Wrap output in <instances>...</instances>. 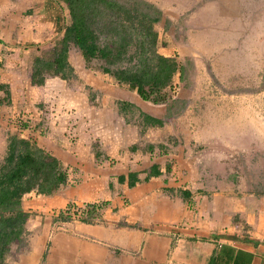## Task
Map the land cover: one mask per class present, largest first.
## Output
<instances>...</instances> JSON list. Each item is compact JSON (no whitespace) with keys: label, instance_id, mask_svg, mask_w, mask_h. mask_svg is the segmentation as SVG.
<instances>
[{"label":"crops","instance_id":"obj_1","mask_svg":"<svg viewBox=\"0 0 264 264\" xmlns=\"http://www.w3.org/2000/svg\"><path fill=\"white\" fill-rule=\"evenodd\" d=\"M55 1L0 0V139L30 138L66 170L53 191L22 195L28 215L3 264H264V191L225 167L264 148V0H149L161 11L155 50L182 67L162 88L178 108L72 61L70 49L72 75L30 83L33 59L68 22ZM52 93L63 102H46ZM33 101L54 114L46 132L4 124ZM63 110L69 122H56ZM70 203H96V216L61 219Z\"/></svg>","mask_w":264,"mask_h":264},{"label":"trees","instance_id":"obj_2","mask_svg":"<svg viewBox=\"0 0 264 264\" xmlns=\"http://www.w3.org/2000/svg\"><path fill=\"white\" fill-rule=\"evenodd\" d=\"M63 2L69 21L52 54L33 59L29 73L32 83H42L47 75L70 76L72 66L67 51L73 46L86 65L98 60L97 66L102 71L117 82L135 88L142 98L152 102L167 98L162 88L171 85L172 75L179 70V65L172 56L159 54L155 50L157 31L153 25L160 18L161 11L153 2ZM65 179V168L52 154L26 138L15 134L7 136L0 158V264H3L11 244L19 240L28 215L20 204L22 195L32 189L49 193ZM97 206L96 203L83 204L80 207L81 219L93 220ZM60 217L66 219L69 216Z\"/></svg>","mask_w":264,"mask_h":264},{"label":"rangeland","instance_id":"obj_3","mask_svg":"<svg viewBox=\"0 0 264 264\" xmlns=\"http://www.w3.org/2000/svg\"><path fill=\"white\" fill-rule=\"evenodd\" d=\"M55 2L57 3V1ZM61 3L64 4L62 1ZM64 21L65 20H63V22ZM44 45L48 47L46 44ZM42 48H44L45 51L47 50L44 46ZM71 50L72 51H71L70 59L75 62L77 58L79 59V52L74 48H71ZM88 65L91 67L100 68L97 66L98 60L96 59L88 63ZM22 66L26 68L27 70L29 69L28 65L25 64V62H22ZM20 70H22V68H20ZM23 70L21 73L24 76L26 74V71L25 70L23 71ZM259 85H261V82L257 86ZM35 106L36 105H33L32 107H35ZM179 106H181V101H179L178 99L174 100L172 108H178ZM24 107L25 106L23 105L22 108ZM24 109L26 110L27 108L25 107ZM3 139L5 141L6 138H3V136H1L0 145H2ZM6 142H7V139H6ZM6 142L4 143L6 144ZM225 167H226V171L231 176L237 175L236 181L242 187H246L253 191H264V148H261L260 145H257L254 143V147L253 149L250 150V152L248 150H241L237 153H232L229 160L226 161Z\"/></svg>","mask_w":264,"mask_h":264},{"label":"flooded vegetation","instance_id":"obj_4","mask_svg":"<svg viewBox=\"0 0 264 264\" xmlns=\"http://www.w3.org/2000/svg\"><path fill=\"white\" fill-rule=\"evenodd\" d=\"M57 2L59 1V0H56ZM60 1H62L63 2V0H60ZM64 3V2H63ZM65 4V3H64ZM65 6H66V4H65ZM66 9H67V7H66ZM67 14H68V12H67ZM68 21H69V16H68ZM157 22V21H156ZM155 22V23H156ZM68 22H66V23H64L65 25L67 24ZM176 24H177V22H176ZM65 25H63V28H64V26ZM153 27H154V29H155V25H153ZM156 30V29H155ZM62 31H63V29H62ZM62 34V33H61ZM61 36V35H60ZM59 42H60V37H59V39H58V41H56L55 43H54V45H56V46H54V49L55 48H57V46L59 45ZM71 48H74V49H76L75 47H73V46H70L69 48H68V50L70 49V53H71ZM54 49H52V51H51V53H49V54H47V55H45V57H48V56H50L51 54H52V52H53V50ZM77 50V49H76ZM78 51V50H77ZM79 52V51H78ZM67 56H68V51H67ZM78 56V55H77ZM79 56H80V53H79ZM83 59V58H82ZM86 65V64H85ZM179 65V64H178ZM86 66H89V65H86ZM181 66L179 65V68H180ZM181 69V71H182V67L180 68ZM180 71V70H179ZM182 73H180V79H181V77H183L182 75H181ZM72 75V74H71ZM48 76H55V75H47V77ZM56 76H58V75H56ZM60 77V76H59ZM68 77V76H67ZM66 77V78H67ZM46 78V77H45ZM61 78H65V77H61ZM55 97H58V100L60 101V102H62L63 100H61V99H59L60 97L59 96H55ZM165 97H169V96H165ZM171 97V96H170ZM170 97L169 98H166L165 100L168 102V104H170L171 103V105L173 106V103H174V98H171L170 99ZM52 98H54V97H52V96H50L49 97V100L48 101H46V102H49V101H51V99ZM144 99V98H143ZM146 100H148V99H146ZM177 100V99H176ZM179 100V99H178ZM150 101V100H149ZM164 101V100H163ZM43 103H45L44 101H42ZM160 102H162V101H160ZM182 104V103H181ZM45 105V104H44ZM23 106V105H22ZM46 106V105H45ZM180 107V106H179ZM21 109V111L20 112H16L15 114H14V116H10V113H8V114H5V116H4V118H3V122H4V124L6 123V124H8V123H10V124H12L13 126H14V128H15V131L16 132H18V133H25L26 132V134L27 135H29V134H33L34 132H36V133H38V134H42V133H44V132H46L47 131V128H48V121L49 120H51L53 117H54V114H53V112H52V114H49L48 112L49 111H46V109H41V107H32L31 106V109H30V111H28V110H22V108H20ZM63 111H65V110H63ZM173 112H175V111H173ZM51 113V112H50ZM65 113L66 114H64L63 112H58L57 114H58V116H59V121H61V122H63V120H64V122H65V120L67 121V122H69V119H70V116H69V111H65ZM13 114V112L11 111V115ZM72 117H74V116H72ZM71 117V118H72ZM66 128V127H65ZM69 129H70V126H69ZM68 135H69V131H68ZM69 137H70V135H69ZM68 137V138H69ZM27 139V138H26ZM30 139V138H29ZM28 139V140H29ZM30 141V140H29ZM81 206H83V205H80V206H77V205H74V204H67L66 205V208L64 209V210H61L60 211V216L61 215H65V216H69V217H78V218H80L81 219V213H80V211L82 210L80 207ZM61 218V217H60ZM62 219V218H61Z\"/></svg>","mask_w":264,"mask_h":264},{"label":"water","instance_id":"obj_5","mask_svg":"<svg viewBox=\"0 0 264 264\" xmlns=\"http://www.w3.org/2000/svg\"><path fill=\"white\" fill-rule=\"evenodd\" d=\"M70 63V62H69ZM72 66V65H71ZM73 68V67H72ZM45 79V78H44ZM29 80H30V76H29ZM44 81V80H43ZM42 81V82H43ZM30 83H32L31 81H30ZM32 84H37V83H32ZM51 96L52 97H54V98H52L51 99V101H50V105L52 106V104L55 106L57 103H56V101L58 100V97H55V96H58V94L57 93H52L51 94ZM63 102V101H62ZM44 104H46V103H43L42 101H33V102H31V106H33V105H36L35 107H41V109H46V107L47 106H45ZM58 113V112H57ZM57 117V118H56ZM55 118H56V122L57 121H59V116L57 115V116H55ZM55 118H54V120H55ZM69 134H70V132H69ZM72 134H70V140H74L72 137Z\"/></svg>","mask_w":264,"mask_h":264}]
</instances>
